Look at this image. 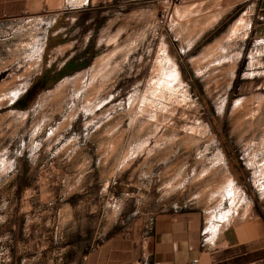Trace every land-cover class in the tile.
Listing matches in <instances>:
<instances>
[{"label":"rangeland","instance_id":"374dc122","mask_svg":"<svg viewBox=\"0 0 264 264\" xmlns=\"http://www.w3.org/2000/svg\"><path fill=\"white\" fill-rule=\"evenodd\" d=\"M71 1L0 21V264H77L165 210L264 225L255 0Z\"/></svg>","mask_w":264,"mask_h":264},{"label":"crops","instance_id":"0c3cea01","mask_svg":"<svg viewBox=\"0 0 264 264\" xmlns=\"http://www.w3.org/2000/svg\"><path fill=\"white\" fill-rule=\"evenodd\" d=\"M66 1L78 9L71 0H0V21L46 16L50 28ZM254 16L252 27L264 36V0H255ZM84 256L85 264H264V225L250 218L208 227L198 210H165L131 232L109 233L79 264Z\"/></svg>","mask_w":264,"mask_h":264},{"label":"trees","instance_id":"16d2710c","mask_svg":"<svg viewBox=\"0 0 264 264\" xmlns=\"http://www.w3.org/2000/svg\"><path fill=\"white\" fill-rule=\"evenodd\" d=\"M45 76L39 78L34 85L27 90V92L14 104L16 108H26L37 96L39 91L48 87L50 83L54 82H47Z\"/></svg>","mask_w":264,"mask_h":264},{"label":"built area","instance_id":"2783aa9c","mask_svg":"<svg viewBox=\"0 0 264 264\" xmlns=\"http://www.w3.org/2000/svg\"><path fill=\"white\" fill-rule=\"evenodd\" d=\"M73 8H74V6H72L69 2L66 1V2H64V4L62 5V7H61V9H60V12H62V13H66V12L71 11ZM169 9H170V7H165V8H164V10L167 12V13H166V16H167L168 13H169ZM165 21H166V17H165V19H164V14H163V9H162V13H161V15L158 16V18H157V20H156L157 27H163V24L165 23ZM216 225L221 226L219 222L216 223ZM203 234H204V232H203ZM85 262H86V256H84V257L82 258L81 264H85ZM195 263H197V260L192 261V264H195Z\"/></svg>","mask_w":264,"mask_h":264},{"label":"bare ground","instance_id":"6f19581e","mask_svg":"<svg viewBox=\"0 0 264 264\" xmlns=\"http://www.w3.org/2000/svg\"><path fill=\"white\" fill-rule=\"evenodd\" d=\"M236 194V193H235Z\"/></svg>","mask_w":264,"mask_h":264}]
</instances>
